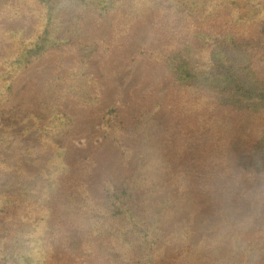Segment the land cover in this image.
Returning a JSON list of instances; mask_svg holds the SVG:
<instances>
[{
  "label": "trees",
  "instance_id": "16d2710c",
  "mask_svg": "<svg viewBox=\"0 0 264 264\" xmlns=\"http://www.w3.org/2000/svg\"><path fill=\"white\" fill-rule=\"evenodd\" d=\"M85 12L115 13L120 31L148 14L172 32L185 21L213 25L150 50L178 90L175 117L183 124L164 123L153 106L129 125L116 106L102 111L100 129L125 165L133 157L134 165L119 184H102L101 199L70 177L76 165L57 141L73 119L61 91L92 102L85 75L81 84L58 75L39 100L5 107L15 76L51 48L77 43L84 57L77 70L85 69L95 50L81 41ZM221 15L230 31L217 27ZM15 19L23 25L3 23ZM256 56L264 59V0H4L0 264H48L57 247L77 253L81 264L91 255L128 264H264V197H249L239 182L241 171L264 173V78L253 68ZM173 245L179 248L166 257Z\"/></svg>",
  "mask_w": 264,
  "mask_h": 264
},
{
  "label": "rangeland",
  "instance_id": "374dc122",
  "mask_svg": "<svg viewBox=\"0 0 264 264\" xmlns=\"http://www.w3.org/2000/svg\"><path fill=\"white\" fill-rule=\"evenodd\" d=\"M3 1L0 0V6ZM218 20L216 25L222 27L220 30L230 31L231 24L225 15L219 16ZM116 21L115 13L99 16L94 12H85L80 22L81 41L88 45L95 44L85 69L77 70L84 58L79 53L77 43L51 48L15 76L12 95L5 103V107L10 108L39 100V95L51 87L53 77L58 75L66 82L79 84L88 78L92 102L81 98L78 91L75 94L61 91V105L73 119L70 131L59 136L57 141L67 147V159L76 165V171L70 177L83 181L89 195L95 199L103 198L101 186L106 180L119 184L134 165V157L130 165H125L119 146L100 129L102 111L116 106L120 118L129 125L134 116L153 106L158 109L156 116L164 123L173 120L174 123L183 124V119L175 117L178 90L171 75L150 50L161 48L173 36H185L200 26L202 30L213 29L211 23L191 20L183 22L173 32L167 31L151 14L144 15L123 31L119 30ZM3 23L6 26L23 25L19 19L4 20ZM253 68L264 78V59L256 56ZM76 74L80 76L76 77ZM63 80L59 82V87ZM27 166L36 168L32 162ZM55 181L56 178L54 184ZM239 182L249 197L255 193H262L264 197V173L247 175L241 171ZM63 191V188L59 189V197ZM208 210L204 208L202 211ZM173 247L179 248L176 245L169 247L166 257L172 256ZM78 257L77 253L57 247L48 264H81ZM85 258L87 264H128L124 260L114 261L96 255Z\"/></svg>",
  "mask_w": 264,
  "mask_h": 264
}]
</instances>
